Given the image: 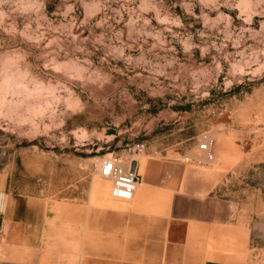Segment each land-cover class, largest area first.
I'll list each match as a JSON object with an SVG mask.
<instances>
[{
  "label": "rangeland",
  "instance_id": "1",
  "mask_svg": "<svg viewBox=\"0 0 264 264\" xmlns=\"http://www.w3.org/2000/svg\"><path fill=\"white\" fill-rule=\"evenodd\" d=\"M111 158L192 166L264 264V0H0V193H80Z\"/></svg>",
  "mask_w": 264,
  "mask_h": 264
},
{
  "label": "crops",
  "instance_id": "2",
  "mask_svg": "<svg viewBox=\"0 0 264 264\" xmlns=\"http://www.w3.org/2000/svg\"><path fill=\"white\" fill-rule=\"evenodd\" d=\"M137 167L140 186L130 199L97 178L58 198L0 193L8 264H244L246 230L210 202L208 183L192 166L152 160Z\"/></svg>",
  "mask_w": 264,
  "mask_h": 264
},
{
  "label": "built area",
  "instance_id": "3",
  "mask_svg": "<svg viewBox=\"0 0 264 264\" xmlns=\"http://www.w3.org/2000/svg\"><path fill=\"white\" fill-rule=\"evenodd\" d=\"M197 150L199 155L204 159L205 164L214 162V153L209 143L204 142L199 144ZM186 162H190V160L186 159ZM193 164L199 166L202 164V161L195 160ZM132 165V162L129 165H124L122 161H118L115 158L105 160L102 163L100 176L112 182L113 195L117 198H132L140 186V175L137 164L134 172L132 171Z\"/></svg>",
  "mask_w": 264,
  "mask_h": 264
},
{
  "label": "water",
  "instance_id": "4",
  "mask_svg": "<svg viewBox=\"0 0 264 264\" xmlns=\"http://www.w3.org/2000/svg\"><path fill=\"white\" fill-rule=\"evenodd\" d=\"M136 170V164L132 165V171L134 172Z\"/></svg>",
  "mask_w": 264,
  "mask_h": 264
}]
</instances>
